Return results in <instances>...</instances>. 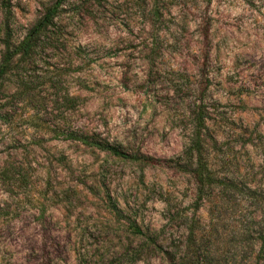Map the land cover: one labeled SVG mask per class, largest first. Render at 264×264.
<instances>
[{
	"label": "rangeland",
	"instance_id": "obj_1",
	"mask_svg": "<svg viewBox=\"0 0 264 264\" xmlns=\"http://www.w3.org/2000/svg\"><path fill=\"white\" fill-rule=\"evenodd\" d=\"M57 1L0 0V64ZM263 234L264 0H64L0 78V264H264Z\"/></svg>",
	"mask_w": 264,
	"mask_h": 264
},
{
	"label": "trees",
	"instance_id": "obj_2",
	"mask_svg": "<svg viewBox=\"0 0 264 264\" xmlns=\"http://www.w3.org/2000/svg\"><path fill=\"white\" fill-rule=\"evenodd\" d=\"M64 2V0H58L54 5L46 9L45 14L39 20V22L28 32L24 39L17 46H12L10 43L5 41V51L2 54V60L0 64V78L4 77L9 73L12 68L13 62L17 56L27 58L30 57L33 53L35 46L37 45V39L50 25L53 24L54 19L56 18L59 8ZM12 16V11L10 7H6V17L9 19ZM207 112L198 107L197 113L194 119V131L191 137L189 146L186 148L184 153V158H181L178 161L179 167L185 168L192 175L195 184H196V201L195 207L199 209L201 204L205 200L208 189L216 183V178L212 174L211 170L208 167V160L205 153L204 144L206 142L205 131L208 129L207 126ZM83 142H86V139L83 137L79 138ZM97 146L103 150H109L112 153L122 156L129 157L123 151L117 149L106 143L97 142ZM187 160V165L182 166L181 162ZM193 233V231H191ZM261 251L264 252V234L261 236ZM192 256L194 260L199 264V255L197 251H194ZM172 264H188L189 261L183 257H174L171 259Z\"/></svg>",
	"mask_w": 264,
	"mask_h": 264
}]
</instances>
